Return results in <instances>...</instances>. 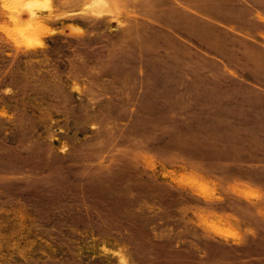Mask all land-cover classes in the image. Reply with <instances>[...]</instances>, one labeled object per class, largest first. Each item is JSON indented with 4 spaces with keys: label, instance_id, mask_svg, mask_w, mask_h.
<instances>
[{
    "label": "rangeland",
    "instance_id": "rangeland-1",
    "mask_svg": "<svg viewBox=\"0 0 264 264\" xmlns=\"http://www.w3.org/2000/svg\"><path fill=\"white\" fill-rule=\"evenodd\" d=\"M0 264H264V0H0Z\"/></svg>",
    "mask_w": 264,
    "mask_h": 264
},
{
    "label": "trees",
    "instance_id": "trees-1",
    "mask_svg": "<svg viewBox=\"0 0 264 264\" xmlns=\"http://www.w3.org/2000/svg\"><path fill=\"white\" fill-rule=\"evenodd\" d=\"M55 36L61 38V40L58 41L57 43L54 41L52 42V40H50L49 41V47H48L47 51L52 52L58 43H63L68 38L67 36H64L63 34H57Z\"/></svg>",
    "mask_w": 264,
    "mask_h": 264
},
{
    "label": "bare ground",
    "instance_id": "bare-ground-1",
    "mask_svg": "<svg viewBox=\"0 0 264 264\" xmlns=\"http://www.w3.org/2000/svg\"><path fill=\"white\" fill-rule=\"evenodd\" d=\"M103 6H101L100 4H97L94 8H92L93 9V11H97V12H101L102 10H103V8H102Z\"/></svg>",
    "mask_w": 264,
    "mask_h": 264
}]
</instances>
